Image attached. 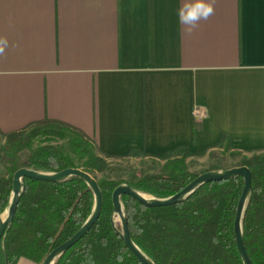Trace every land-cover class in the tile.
<instances>
[{
    "label": "crops",
    "instance_id": "obj_1",
    "mask_svg": "<svg viewBox=\"0 0 264 264\" xmlns=\"http://www.w3.org/2000/svg\"><path fill=\"white\" fill-rule=\"evenodd\" d=\"M181 3L0 0V143L51 120L109 162L263 155L264 0H215L190 36Z\"/></svg>",
    "mask_w": 264,
    "mask_h": 264
},
{
    "label": "trees",
    "instance_id": "obj_2",
    "mask_svg": "<svg viewBox=\"0 0 264 264\" xmlns=\"http://www.w3.org/2000/svg\"><path fill=\"white\" fill-rule=\"evenodd\" d=\"M44 138L66 145L43 144ZM25 153L20 160L19 154ZM238 155L232 154L235 159ZM0 216L12 194L13 177L20 169L60 173L81 169L90 175L104 172L108 161L85 135L63 123L45 120L27 129L8 134L0 154ZM241 167L252 172V197L244 221V244L253 264H264V154L244 158ZM198 175L189 171L187 156L167 160L158 174L119 183L98 181L104 202L101 216L80 242L55 264H117L123 251V264H141L113 229L112 195L123 184L156 199L180 193ZM13 224L0 245V264H18L22 259L43 264L48 255L69 241L87 222L94 207V194L82 180L72 177L53 184L29 179ZM244 180L211 183L200 188L182 204L166 208H146L128 196L122 203L129 219L133 242L155 264H243L236 245L234 222ZM119 230L121 227L117 226ZM107 241V246L102 244Z\"/></svg>",
    "mask_w": 264,
    "mask_h": 264
},
{
    "label": "water",
    "instance_id": "obj_3",
    "mask_svg": "<svg viewBox=\"0 0 264 264\" xmlns=\"http://www.w3.org/2000/svg\"><path fill=\"white\" fill-rule=\"evenodd\" d=\"M76 177L82 180L92 190L94 194V207L91 216L83 227L66 243L52 251L43 264H55V262L65 255L72 247L87 236L98 222L103 208L104 197L98 181L89 173L81 169H68L60 173H41L28 169L18 170L13 177L12 194L9 205L2 215L5 219L0 220V245L3 243L6 234L10 230L19 203L25 193V179L61 184L70 178ZM237 178L244 180V189L238 202L236 218L234 222V234L237 249L243 264H253L244 244V221L248 206L252 197V172L248 167L233 168L225 171H213L198 176L193 182L186 186L177 195L167 199H156L144 193L138 192L127 184H123L115 189L112 195L114 216L120 221L121 230L113 222V229L118 237L124 242L127 249L141 264H155L132 240L129 219L122 197L128 196L138 204L146 208H166L184 203L191 198L200 188L211 183L231 181Z\"/></svg>",
    "mask_w": 264,
    "mask_h": 264
},
{
    "label": "rangeland",
    "instance_id": "obj_4",
    "mask_svg": "<svg viewBox=\"0 0 264 264\" xmlns=\"http://www.w3.org/2000/svg\"><path fill=\"white\" fill-rule=\"evenodd\" d=\"M43 144H52V145H66L65 142L48 140L44 138H38L35 140V147ZM4 143H0V154L3 151ZM232 155V154H231ZM230 154L226 152L220 154V156L213 157L209 162H197L192 161L188 164L189 171L195 175H202L204 173L213 172V171H225L233 168L241 167L242 160L238 157L235 159L231 158ZM18 158L23 160L25 158V153L19 154ZM108 168L104 172H93L91 176L97 181L108 180L119 183H128L135 181L140 177L145 175H154L158 174L165 164V162H157L152 160H139L134 161L131 159L126 160H115L108 161ZM1 175L7 174V169L5 166H2L0 169ZM116 225L121 227L120 221L115 219Z\"/></svg>",
    "mask_w": 264,
    "mask_h": 264
},
{
    "label": "clouds",
    "instance_id": "obj_5",
    "mask_svg": "<svg viewBox=\"0 0 264 264\" xmlns=\"http://www.w3.org/2000/svg\"><path fill=\"white\" fill-rule=\"evenodd\" d=\"M215 13V0H182L181 5L177 9V18L180 25L183 26V31L186 35H192L198 28L201 21H207ZM8 38L0 35V56L6 53L10 47ZM5 217L0 216V220ZM114 219L118 217L114 216ZM104 246H107V241H102ZM123 251L116 256L117 264H123ZM87 264H94V260L90 255H86Z\"/></svg>",
    "mask_w": 264,
    "mask_h": 264
},
{
    "label": "built area",
    "instance_id": "obj_6",
    "mask_svg": "<svg viewBox=\"0 0 264 264\" xmlns=\"http://www.w3.org/2000/svg\"><path fill=\"white\" fill-rule=\"evenodd\" d=\"M193 115L195 120L199 122H203L208 118V113L203 109H195Z\"/></svg>",
    "mask_w": 264,
    "mask_h": 264
}]
</instances>
